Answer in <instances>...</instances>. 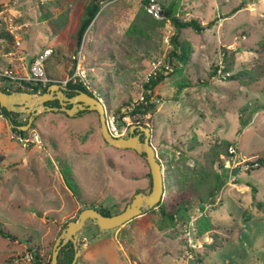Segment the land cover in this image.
<instances>
[{
    "label": "rangeland",
    "instance_id": "obj_1",
    "mask_svg": "<svg viewBox=\"0 0 264 264\" xmlns=\"http://www.w3.org/2000/svg\"><path fill=\"white\" fill-rule=\"evenodd\" d=\"M87 1L0 0V8L18 27L16 38L0 30L12 38L0 37V67L12 61L24 73L35 54L51 47L47 72L61 81L71 70L72 53L83 43L92 88L105 108L120 109L143 91L151 59H165L171 47H166L164 36L174 29L170 20L155 25L147 16L142 22L149 0L109 1L76 48L74 33ZM157 1L165 9L173 0ZM238 5L242 8L229 15ZM176 15L202 25L214 23L201 31H180V39L192 47L190 59L170 70L153 92L159 102L150 112L148 127L166 196L175 197L183 179L188 183L198 177L203 154L215 141L232 143L240 169L232 176L221 161L215 163L214 171L225 182L202 212L196 204L190 208L186 223L177 218L163 225L154 208L94 236L88 220L79 230L77 264H264V165L243 167L264 157V76L251 83L227 76L255 74L264 60V0H181ZM178 82L188 86L178 89ZM32 123L41 144L24 148L10 138L9 122L0 113V225L17 236L13 242L0 236V264H36L27 251L31 246L45 264L79 204L116 214L136 191L151 189L141 178L149 172L145 158L106 143L97 112L67 116L41 111ZM61 167L74 194L64 183ZM203 213L215 226L217 242L212 233L196 234Z\"/></svg>",
    "mask_w": 264,
    "mask_h": 264
},
{
    "label": "trees",
    "instance_id": "obj_2",
    "mask_svg": "<svg viewBox=\"0 0 264 264\" xmlns=\"http://www.w3.org/2000/svg\"><path fill=\"white\" fill-rule=\"evenodd\" d=\"M109 1L117 2V1H121V0H88L87 1V4L83 8V12H82V16L80 18V22L78 23V26H77L75 33H74L76 48L79 46L85 30L90 27V24L93 22L94 18H96L103 11V9H104V8H102L103 5ZM175 2H176V0H173L168 6L165 7V9L162 7L163 10L170 13L171 9H172V5ZM241 8H242V5L236 6L235 8L232 9V11L229 15L235 13L236 11H238ZM145 11H146V9L144 11H142L143 16L140 17L142 22H143V20L146 21V18L148 16V18H149L148 21L149 20H150V22L152 21V24H155V25L160 24L161 25L164 21L166 22V21L170 20V22L173 26L174 32L172 33V35L169 38L171 48L169 49V51L165 57L166 61L172 67V70L173 69L176 70V68L178 66L186 64L189 61L190 54L192 52V47H191L190 43L186 40L180 39V37H179L180 31L182 29H185V28H192L196 31H201L204 28L209 27L214 23L213 21H209L205 25H202L195 18H189V19L182 20L178 17V15H175V16L168 15L165 17L164 20L159 21V20L154 19L151 15H149ZM50 24L52 26H55L56 28L58 26L57 21L56 22L52 21ZM58 27H60V26H58ZM0 37L3 39H7L8 41L12 40L10 35H8L7 33L5 35L0 34ZM149 50H150V47L146 46L145 47L146 55H148L151 52ZM52 54H53V52H52ZM52 54H51V56H52ZM224 54H223V57H224ZM49 58H48V60H49ZM48 60L45 64L46 74L49 78L53 79L52 76H50V74L47 72ZM256 69H257V72L255 74L252 71H249V72L245 71L244 73L230 75L229 78L241 80V82L248 81L250 83L257 80L258 77L264 76V60L261 64L257 65ZM71 72H72V67H71V70L69 71V74H71ZM167 74L168 73L156 72L155 74H150L148 76L147 80L143 83V90H144V94H145L147 100L153 94L155 87L168 76ZM3 80H4L3 78H0V88L1 89L7 88L9 91H25V92H31V93H36V92L42 93V92L47 90V87L50 84H52V83L41 84V83H34V82H24L23 87L15 86V85L6 86V85H4ZM187 86L188 85H186L184 83L178 82V84H177L178 89H181V88L187 87ZM40 88H41V90H40ZM65 88H66V90H69L72 94L73 93L76 94L77 91H84V92H87L90 94V92L84 86H82L79 83L68 82L66 84ZM44 104L45 105H52V103L50 101H47ZM154 110H155V104L154 103H149V104L147 103L146 105H142L141 103L138 102L136 104V111H140L141 113L152 112ZM116 111H119V108L116 109ZM86 112H88V111H82L81 113H86ZM0 113L9 122L11 130H17V128L19 126L26 125L28 118H29L28 114L10 112L1 106H0ZM81 113H79V114H81ZM141 125H143V123ZM147 125L149 126V120L147 121ZM32 126H33V123H31L30 128ZM24 132L25 131H23V130L20 131L21 134ZM230 146H232V143L229 140L221 139L219 141H215L209 147V149L203 154L204 165H203V168H202L200 174L198 175V177L192 181H189L188 183H187L186 179H183L182 180L183 183H181L182 188L177 189V194L175 197L168 198L166 196V192H167L166 191V185L163 181L164 196L159 203H157L153 208H151V210H153L155 208L158 211V213L162 216V218L164 219V221L162 222L163 225H165L164 224L165 220H167L166 223H168L169 221H172V220L177 219V218L180 219L181 222L186 223L189 220L190 208L194 204L197 205V208L199 209V211L202 212L204 210V208H205L204 204L214 197L216 192L223 186V184L225 182L224 176L215 172L213 169V166L215 163L219 164V162L221 161V158H220L221 156H229L230 155L229 151H228ZM190 149H193V145H190ZM236 152H237V149H236ZM141 156L144 157L143 154ZM240 158L238 157L239 162L244 161L243 158L242 159H240ZM2 160H3V156L0 155V162ZM254 162H257L258 166H263L264 165V157L257 156ZM245 164H247V163H245ZM62 168L63 167H61V174H62V177L64 179V183H65L66 187L72 192V194H74L73 191H75V190L73 189L72 184L67 181L66 175L64 174L65 170ZM221 168H223L222 164H221ZM206 169L208 171V174H206V172H205ZM147 176L149 178V182H150V186H151V175L149 172L147 173ZM251 190L253 193L256 192L255 187H251ZM136 192H138V191H136ZM92 207L97 209L100 213H102L104 215H110L111 214V213H109L108 209L105 207H99V208H96L95 206H92ZM84 208H86V206L81 207L80 209H78L76 211L75 218L77 217L80 210H82ZM64 225H66V223ZM195 228H196V234L198 236H201L207 232L212 233V231L215 229V226L211 222L209 216L204 215V213H203L197 219ZM0 236L8 239L10 242L17 240V236L14 233L4 229L3 227H1V225H0ZM210 237L212 238L213 242H217V239H218L217 233H212V235ZM78 243H79V241L77 242V247L79 248ZM80 243L82 244L83 242L80 241ZM27 251L32 253L30 256L36 264H41L40 255L38 253V250L36 248H34V246L27 248ZM51 252H52V250L50 251L49 258L46 260L45 264H49L50 258H51ZM74 253H75V249L73 247L72 242L71 241L66 242L60 248V250L58 252L57 264H71V261L74 257ZM77 261H78V258H77ZM77 261H76V264H77ZM83 264H88V263L83 262ZM90 264H95V263L90 262Z\"/></svg>",
    "mask_w": 264,
    "mask_h": 264
},
{
    "label": "water",
    "instance_id": "obj_3",
    "mask_svg": "<svg viewBox=\"0 0 264 264\" xmlns=\"http://www.w3.org/2000/svg\"><path fill=\"white\" fill-rule=\"evenodd\" d=\"M180 3L181 0H177L176 3L172 5L170 13L163 10V16H175ZM65 90L66 88L59 83L50 84L47 87V90L42 93L8 91L0 88V106L10 112L25 113L29 115L26 125L21 127L22 130L28 129L34 116L41 111H63L67 116L76 115L81 110L97 112L100 121L101 136L106 143L121 149H132L136 153L144 155L151 175V189L149 192L138 191L134 193L130 202L116 214L104 215L93 207H87L80 210L74 220H70L66 223V226L54 241L49 264H57L58 252L68 241L72 242L75 249L71 264H76L79 255V248L77 247L79 230L85 226L88 220L94 226V236H97L103 230L120 227L134 217L153 208L164 196L161 163L157 158L153 145L151 144V130L148 125H131L127 137L113 138L108 134L105 127L104 105L97 98L87 92L77 91L76 94L69 97L65 94ZM52 99H57L61 105L53 107L44 104ZM64 101H68L73 105L71 107H66ZM136 131L138 132L135 133ZM141 134H143V139L140 138ZM237 172L238 168H233L231 170V175L234 176ZM232 182L236 183V180H233Z\"/></svg>",
    "mask_w": 264,
    "mask_h": 264
},
{
    "label": "built area",
    "instance_id": "obj_4",
    "mask_svg": "<svg viewBox=\"0 0 264 264\" xmlns=\"http://www.w3.org/2000/svg\"><path fill=\"white\" fill-rule=\"evenodd\" d=\"M103 6H105V4ZM145 9L146 12L154 19L159 21L165 19V16H163L162 14L163 8L157 0H149V2L145 6ZM12 19L13 18L11 16L6 15L4 10L0 8V30L1 28L6 29L10 35L16 38L18 27L11 23ZM169 38V33H165L164 41L167 48L171 47ZM16 43L18 44V41H16ZM52 52L53 50L51 47H46L35 54L32 61L28 65L26 72L24 73L17 71L13 66H8L5 68L0 67V78L4 79V85H15L23 87L24 82H34L41 84L59 83L63 87H66V84L68 82L79 83L84 86L91 93V95L94 94L93 96L102 103L100 95L94 88H92L90 79L88 77V68L85 66L83 43L71 55V74L67 75L61 81L51 79L46 74L45 64L48 58L51 56ZM149 64L150 71L147 75V78L150 74H155L156 72L168 73L170 70H172V67L164 58L162 59L153 57ZM227 76L230 75L228 74ZM5 90L8 89L5 88ZM138 102L142 105H146L147 103L155 104L159 102V98L152 94L147 100L143 90L135 100L123 105V107H121L119 111L109 110L104 107L105 127L111 137L125 138L129 135V129L131 125H141L142 123L143 125H147V121L150 119L151 114L150 112L141 113L140 111H136V104ZM21 127L22 126H19L17 130H11L9 135L10 138L15 142L20 143L24 148H27L30 145L40 146L41 139L36 129L33 127H29L28 129L23 130L25 132L21 134ZM228 151L230 154L229 156H221V164L223 166V169L231 171L233 168H238L239 170L240 168L235 160L236 148L234 146H230ZM257 166V162H252L244 164L243 167L245 170H248L252 167Z\"/></svg>",
    "mask_w": 264,
    "mask_h": 264
},
{
    "label": "flooded vegetation",
    "instance_id": "obj_5",
    "mask_svg": "<svg viewBox=\"0 0 264 264\" xmlns=\"http://www.w3.org/2000/svg\"><path fill=\"white\" fill-rule=\"evenodd\" d=\"M65 94L67 95V96H69V97H71V96H73L74 95V93L72 94L69 90H65ZM51 103H52V105H47V106H53V107H57V106H60L61 104H60V102L57 100V99H52V100H49ZM65 102V106L66 107H71L73 104L72 103H70V102H68V101H64ZM82 111H87V110H81V111H79L77 114H79V113H81ZM63 112V111H62ZM76 114V115H77ZM138 131H136L135 133H137ZM140 138L141 139H143V134H141L140 135Z\"/></svg>",
    "mask_w": 264,
    "mask_h": 264
},
{
    "label": "crops",
    "instance_id": "obj_6",
    "mask_svg": "<svg viewBox=\"0 0 264 264\" xmlns=\"http://www.w3.org/2000/svg\"><path fill=\"white\" fill-rule=\"evenodd\" d=\"M20 58H21V57H20ZM10 59H11V58H10ZM11 60H12V59H11ZM11 62H12V61H8V64H9L10 66H13V64H12ZM141 178L145 181L146 185H148L149 180H148V178H147V176H146L145 173L143 174V177H141ZM81 207H82L81 204H79L77 210L80 209ZM115 233L117 234V231H115ZM84 239L86 240V237H85V236H83L81 240H84ZM87 243H88V241H87ZM87 243H86V241H85V243H84L83 245H85V247H86ZM79 254L81 255V250H80ZM83 260H85V259H83ZM85 261H87V262H91V261H89V260H85ZM92 263H93V262H92Z\"/></svg>",
    "mask_w": 264,
    "mask_h": 264
}]
</instances>
